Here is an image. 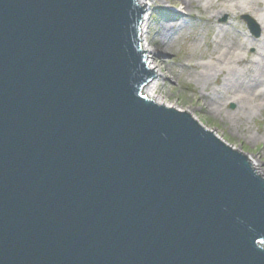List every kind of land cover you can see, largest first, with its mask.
I'll list each match as a JSON object with an SVG mask.
<instances>
[{"label": "water", "instance_id": "obj_1", "mask_svg": "<svg viewBox=\"0 0 264 264\" xmlns=\"http://www.w3.org/2000/svg\"><path fill=\"white\" fill-rule=\"evenodd\" d=\"M143 16L0 0V264H264V179L144 95Z\"/></svg>", "mask_w": 264, "mask_h": 264}, {"label": "rangeland", "instance_id": "obj_2", "mask_svg": "<svg viewBox=\"0 0 264 264\" xmlns=\"http://www.w3.org/2000/svg\"><path fill=\"white\" fill-rule=\"evenodd\" d=\"M173 1L140 0L149 26L147 34H141L146 62L148 64L157 57L162 63L156 70L157 94L154 101L161 100L170 108L190 113L226 144L246 154L250 161L254 160L258 164L254 170L264 179L263 103L243 109L238 114V103L231 101L237 99L236 95L231 94L225 99L220 93L226 73L216 79L213 77L206 84L196 80L215 55L223 52L213 44L216 37L222 42L231 41L235 36L243 41L258 42L262 36L260 25L249 10L222 11L231 5L228 4L231 0H212L215 3L212 6L204 3L199 8L192 7L190 15L184 6L175 5ZM262 2L261 6H264V0ZM244 17L258 26V36L249 29ZM254 50L249 48L242 53L245 61L241 64L231 63L229 59L225 63L232 64L235 69H243L242 66L249 62L250 67H258L259 58H254ZM211 100H216L218 106L213 107L214 101L211 103ZM243 103L259 104L252 98H245Z\"/></svg>", "mask_w": 264, "mask_h": 264}, {"label": "bare ground", "instance_id": "obj_3", "mask_svg": "<svg viewBox=\"0 0 264 264\" xmlns=\"http://www.w3.org/2000/svg\"><path fill=\"white\" fill-rule=\"evenodd\" d=\"M148 1V0H143ZM218 2V0H217ZM173 3L175 5H182L184 9L187 11V14L190 15L192 7L199 8L202 4L206 3L208 5H214L215 3L212 0H174ZM138 4L142 6L140 0H138ZM231 5L226 6L222 11L228 12L229 9L238 10V11H251L254 15L255 20L260 25L262 29V36L258 42H250L249 40L243 41L241 38L235 36L231 41L222 42L217 37L213 41V44L216 48L222 49L223 52L217 53L215 55L213 61L209 65L200 72L197 76V81L201 83H209L211 79L214 77L215 79L226 73L223 83H222V91H220L223 97H226L234 94L236 95L237 99H233L238 103V114H240L243 109L247 110L251 107H258L261 106L263 103L264 105V6L262 0H231ZM243 9V10H242ZM178 17H182L179 16ZM148 18L143 16L142 22V34H147L148 32ZM258 47V48H257ZM249 48H253L254 50V58L257 57L258 67H250V62L247 63L243 69H235L232 64L225 63L227 59L231 63L235 62L236 64L243 63L245 61L242 58V53L247 52ZM159 51V50H158ZM161 53L165 51H160ZM222 63V64H220ZM160 58H153L151 62L148 63L149 67L155 72L157 80L158 74L156 72L157 69L161 66ZM252 64V62H251ZM156 80L152 83L148 84L144 89V94L149 97L150 99L154 100L155 95L157 94V86ZM245 98L250 99L252 98L253 101L259 102V104H245L243 103ZM214 101V106H218ZM211 100L210 102L213 103ZM230 101L227 100L228 103ZM156 103L159 105L166 106V102L156 100ZM168 107V106H167ZM245 107V108H244ZM236 150V149H235ZM253 168L256 170L258 168V164L253 160L250 161Z\"/></svg>", "mask_w": 264, "mask_h": 264}]
</instances>
